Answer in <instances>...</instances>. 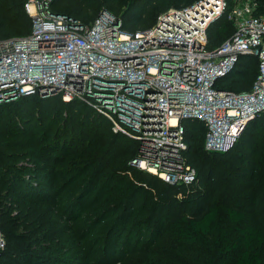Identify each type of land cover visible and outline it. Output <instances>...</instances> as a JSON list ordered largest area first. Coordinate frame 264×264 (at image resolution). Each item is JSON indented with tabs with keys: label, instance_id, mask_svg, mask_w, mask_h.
I'll use <instances>...</instances> for the list:
<instances>
[{
	"label": "trees",
	"instance_id": "trees-1",
	"mask_svg": "<svg viewBox=\"0 0 264 264\" xmlns=\"http://www.w3.org/2000/svg\"><path fill=\"white\" fill-rule=\"evenodd\" d=\"M24 1L0 0V40L30 33L31 18L24 10ZM225 1V13L207 28L209 50L233 32L227 13L237 0ZM254 2L256 13L263 16L264 0ZM114 3L115 0H53L51 10L88 23L104 8L121 18L123 31L133 34L152 27L162 13L189 6L194 0H132L123 13ZM252 59L256 72H250ZM244 66L245 71L240 69ZM256 75V58L241 56L217 88L245 92ZM51 98L30 96L0 105V188L14 199L41 198L45 207L56 211L58 221H67L75 260L89 262L84 240L91 230L77 229L74 222L79 215L72 221L68 208H62L58 200L65 194L73 197L80 191L84 197L89 190H96L99 212L94 219L104 230L101 240L112 255L124 236L129 243L135 231L139 230L143 237L151 228L152 237L168 232L190 249L183 262L153 264H264V112L250 121L225 153L204 150L203 122L183 121L188 144L185 159L198 173L195 184L186 188L169 185L130 166L136 143L112 134L108 122L87 105L77 100L46 102ZM32 101L42 105L37 124L28 113ZM67 130L74 134V140L67 137ZM95 132L101 136L97 144ZM81 146L82 164L75 169L69 161ZM117 146H127L128 151L116 153ZM209 158H213L211 164ZM86 174L90 176L85 179ZM64 175L70 177L58 180ZM110 218L112 221L104 225ZM16 221L6 217L2 222L0 215L5 239L0 264H24L36 249H42L45 256L55 253L56 249L45 245L30 249L35 240L31 232L18 234Z\"/></svg>",
	"mask_w": 264,
	"mask_h": 264
},
{
	"label": "built area",
	"instance_id": "built-area-1",
	"mask_svg": "<svg viewBox=\"0 0 264 264\" xmlns=\"http://www.w3.org/2000/svg\"><path fill=\"white\" fill-rule=\"evenodd\" d=\"M52 2L25 0L30 33L0 40V105L30 96L80 101L112 134L136 143L133 166L186 188L198 173L185 159L183 121L203 122L204 150L225 153L264 112V15L254 0L236 1L227 13L231 36L211 50L207 28L225 13V0L170 9L133 34L106 9L84 23L52 12ZM241 56L257 60L251 88H217Z\"/></svg>",
	"mask_w": 264,
	"mask_h": 264
},
{
	"label": "rangeland",
	"instance_id": "rangeland-1",
	"mask_svg": "<svg viewBox=\"0 0 264 264\" xmlns=\"http://www.w3.org/2000/svg\"><path fill=\"white\" fill-rule=\"evenodd\" d=\"M131 1L132 0H115L114 5L120 9V13H123L129 7ZM198 1L194 0V3ZM102 9L104 8H101L100 11ZM252 64L253 67H251L250 72H256V62L254 59H252ZM240 69L245 71L246 66ZM59 99V96H55L46 100V102L55 103ZM41 108V104L37 101H32V107L28 111V113H32L36 124L39 121V110ZM66 132H68L67 137L70 139L74 138V134L71 131L67 130ZM93 135L97 140V144L99 142L98 138L101 136L98 135L97 132ZM126 150L128 151L127 146H117L114 151L117 153ZM81 153L82 146L77 154L69 161L70 165L73 164L75 169L80 168L82 164L81 161L83 157ZM208 162L211 164L213 158H209ZM216 163L220 164L219 161ZM129 165L136 169V167L132 165L131 160ZM133 171L135 172L136 170ZM80 172L81 170H78L76 173L80 174ZM134 172H132V174H134ZM89 176L90 174H86L85 179ZM68 177H70V175H64L63 179L58 180H66ZM79 186L82 188V183H80ZM77 191H79L78 188ZM95 197L96 190L94 192L89 190L84 197L80 196L79 191L75 193L73 197H69L65 194L58 200L62 208H68L67 211H69V215L72 216V221L74 216L79 215L74 222V226L77 229L91 230V233L88 234L84 240V250L89 254V262L87 263L82 260L74 259L75 256L71 253L73 241L70 239L71 234L68 233L67 227L69 223L65 220H63L64 222L58 221L56 211H54L53 208L50 206L45 207L41 198L38 197H29L25 200L21 198H11L5 190L0 188V215L2 222L6 217L17 219L18 234L27 235L31 232L35 244H31L30 249L43 245L56 249L55 253L46 256L42 254V249L33 250L34 255L29 256L28 261L24 262V264H63L62 262H66V264H153L155 262H183L189 256L190 249L181 244L176 237L168 232H162L154 238L152 237L153 231L151 228L148 234L143 237L139 234V230L135 231L129 243H127L126 239L124 240V237L127 236H124L123 240L117 243L116 249L118 251L112 255L110 248L107 249L104 247L103 240H101L102 236L100 233H104V230L99 228L97 219H94L99 212V202L97 203L95 201ZM179 197L180 196H178V198ZM68 201L69 203H67ZM110 221H112L111 218L106 220L103 224L106 225ZM99 224L103 225L102 222ZM57 251L58 253H56Z\"/></svg>",
	"mask_w": 264,
	"mask_h": 264
},
{
	"label": "bare ground",
	"instance_id": "bare-ground-1",
	"mask_svg": "<svg viewBox=\"0 0 264 264\" xmlns=\"http://www.w3.org/2000/svg\"><path fill=\"white\" fill-rule=\"evenodd\" d=\"M151 172H152V173H154V171H153V170H151Z\"/></svg>",
	"mask_w": 264,
	"mask_h": 264
}]
</instances>
